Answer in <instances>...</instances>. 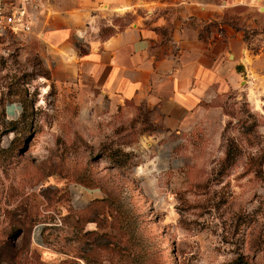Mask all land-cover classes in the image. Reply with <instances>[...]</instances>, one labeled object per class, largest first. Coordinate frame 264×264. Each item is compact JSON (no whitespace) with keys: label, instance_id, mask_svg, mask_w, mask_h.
Segmentation results:
<instances>
[{"label":"rangeland","instance_id":"obj_1","mask_svg":"<svg viewBox=\"0 0 264 264\" xmlns=\"http://www.w3.org/2000/svg\"><path fill=\"white\" fill-rule=\"evenodd\" d=\"M23 46L0 50V264H264L263 89L171 131L109 97L83 106Z\"/></svg>","mask_w":264,"mask_h":264},{"label":"crops","instance_id":"obj_2","mask_svg":"<svg viewBox=\"0 0 264 264\" xmlns=\"http://www.w3.org/2000/svg\"><path fill=\"white\" fill-rule=\"evenodd\" d=\"M74 2L46 0L20 51L39 55L83 106L109 97L175 131L228 91L264 90V0ZM120 14L132 20L118 28L110 20ZM102 24L115 30L103 35Z\"/></svg>","mask_w":264,"mask_h":264},{"label":"built area","instance_id":"obj_3","mask_svg":"<svg viewBox=\"0 0 264 264\" xmlns=\"http://www.w3.org/2000/svg\"><path fill=\"white\" fill-rule=\"evenodd\" d=\"M48 9L46 0H0V50L24 45Z\"/></svg>","mask_w":264,"mask_h":264}]
</instances>
